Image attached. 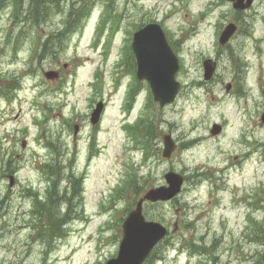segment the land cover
Segmentation results:
<instances>
[{
	"label": "rangeland",
	"instance_id": "1",
	"mask_svg": "<svg viewBox=\"0 0 264 264\" xmlns=\"http://www.w3.org/2000/svg\"><path fill=\"white\" fill-rule=\"evenodd\" d=\"M151 22L179 64L164 107L120 59ZM229 22L236 33L215 42ZM99 23L101 41L119 32L94 88L106 48L87 39ZM91 99L104 105L98 126ZM263 111L264 0L240 12L221 0H0V264L115 258L124 217L168 172L185 179L172 200L142 204L168 230L145 264H264ZM164 135L176 145L168 158Z\"/></svg>",
	"mask_w": 264,
	"mask_h": 264
},
{
	"label": "water",
	"instance_id": "2",
	"mask_svg": "<svg viewBox=\"0 0 264 264\" xmlns=\"http://www.w3.org/2000/svg\"><path fill=\"white\" fill-rule=\"evenodd\" d=\"M234 7L246 8L251 1L247 0L241 4V0H236ZM234 31L233 25H228L222 33L221 42L227 40ZM132 48L137 61V77L146 78L152 88L154 98L159 101L160 106L173 100L178 89V83L174 80L177 70V61L170 51L163 33L156 24H148L134 34ZM204 65V79H209L214 71V63L206 60ZM100 107L97 106L92 114L91 122L98 119ZM264 121V113L261 117ZM211 134L219 132V126L213 125ZM163 156L168 157L174 149L168 135L164 136ZM167 187L160 186L147 191L138 200L136 207L132 210L122 224L123 237L120 242L118 256L110 259L105 264H141L149 254L154 245L164 236L165 228L157 222L147 221L142 215V200L165 201L171 199L180 191L182 178L169 172L164 175ZM10 182L12 178L10 177Z\"/></svg>",
	"mask_w": 264,
	"mask_h": 264
},
{
	"label": "trees",
	"instance_id": "3",
	"mask_svg": "<svg viewBox=\"0 0 264 264\" xmlns=\"http://www.w3.org/2000/svg\"><path fill=\"white\" fill-rule=\"evenodd\" d=\"M263 234H264V229L262 230ZM264 243V240H263ZM260 257H264V251L260 254ZM257 262H259V260H257Z\"/></svg>",
	"mask_w": 264,
	"mask_h": 264
},
{
	"label": "bare ground",
	"instance_id": "4",
	"mask_svg": "<svg viewBox=\"0 0 264 264\" xmlns=\"http://www.w3.org/2000/svg\"><path fill=\"white\" fill-rule=\"evenodd\" d=\"M202 143L204 142V140L201 141Z\"/></svg>",
	"mask_w": 264,
	"mask_h": 264
}]
</instances>
